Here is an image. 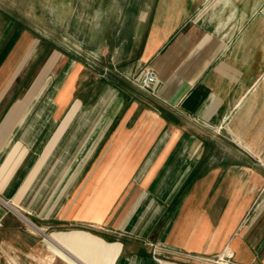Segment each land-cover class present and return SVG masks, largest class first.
<instances>
[{"label":"crops","instance_id":"crops-1","mask_svg":"<svg viewBox=\"0 0 264 264\" xmlns=\"http://www.w3.org/2000/svg\"><path fill=\"white\" fill-rule=\"evenodd\" d=\"M118 17L100 51L120 75L93 107L83 64L26 28L3 33L0 264H215L194 255L227 245L264 264V202L246 220L264 200V0H132Z\"/></svg>","mask_w":264,"mask_h":264},{"label":"rangeland","instance_id":"rangeland-1","mask_svg":"<svg viewBox=\"0 0 264 264\" xmlns=\"http://www.w3.org/2000/svg\"><path fill=\"white\" fill-rule=\"evenodd\" d=\"M131 2L132 0H0V43L5 41L11 30L21 27L32 32L33 36L37 37V43L39 38H44L68 53L70 61L74 59L85 66L83 78H92L89 82L91 86L88 84L89 87L86 88V105L93 107L100 97L101 90L107 85L105 77L113 80L120 75L114 62L104 61L106 54L100 49L107 31L113 27L112 20L119 19L118 16L125 12V6L130 8ZM5 30L7 35L5 39H1ZM128 79L136 81L134 77ZM81 85L83 86L80 87V98L83 100L84 82ZM254 85L256 87V84L252 87ZM77 116L78 114L75 118ZM99 117L98 113H91L87 121L95 123L99 121ZM195 123L204 127L210 137L226 134L221 126H216L200 116L191 118L190 124ZM77 135L79 136L69 144L71 156L63 160V167L68 164L66 161H72V158L76 160L83 152L85 140L89 135L84 132ZM261 164L264 169V162ZM259 198L260 196L253 204L252 216L264 202Z\"/></svg>","mask_w":264,"mask_h":264},{"label":"built area","instance_id":"built-area-1","mask_svg":"<svg viewBox=\"0 0 264 264\" xmlns=\"http://www.w3.org/2000/svg\"><path fill=\"white\" fill-rule=\"evenodd\" d=\"M158 82L159 79L157 77L156 72L150 66H146L142 71V76L138 84L143 90L152 91ZM252 209L253 207L249 211L246 220L252 217ZM0 225L2 224L0 223ZM158 248L159 247L157 245H154V251H156ZM194 257L208 263L236 264L233 260L234 251L229 245H227L220 254H216L213 256L194 255Z\"/></svg>","mask_w":264,"mask_h":264},{"label":"bare ground","instance_id":"bare-ground-1","mask_svg":"<svg viewBox=\"0 0 264 264\" xmlns=\"http://www.w3.org/2000/svg\"><path fill=\"white\" fill-rule=\"evenodd\" d=\"M55 90V89H54ZM217 126V125H216ZM18 214L20 215V217L29 224V226H31L34 230H38V228L25 216L23 215L22 213H19ZM41 232V231H40ZM50 239V238H49ZM17 262V261H16Z\"/></svg>","mask_w":264,"mask_h":264}]
</instances>
